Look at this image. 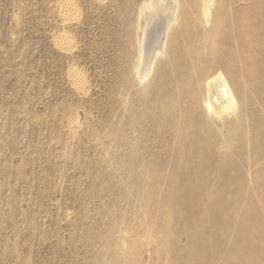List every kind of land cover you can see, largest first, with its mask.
<instances>
[{"label":"rangeland","instance_id":"obj_1","mask_svg":"<svg viewBox=\"0 0 264 264\" xmlns=\"http://www.w3.org/2000/svg\"><path fill=\"white\" fill-rule=\"evenodd\" d=\"M171 1L0 0V264H264V0Z\"/></svg>","mask_w":264,"mask_h":264},{"label":"bare ground","instance_id":"obj_2","mask_svg":"<svg viewBox=\"0 0 264 264\" xmlns=\"http://www.w3.org/2000/svg\"><path fill=\"white\" fill-rule=\"evenodd\" d=\"M175 1V0H173ZM161 2V1H160ZM176 2V1H175ZM69 3V2H68ZM70 4V3H69ZM68 4V5H69ZM211 4H213L212 0H203V6H202V15L205 18V22L208 21V18L210 16V8L212 7ZM164 9L162 10L161 13H153L151 14V19L152 21H154V23L157 21L158 16L164 15L165 16V21L164 23V27L159 25V27L161 26V33L162 30L164 28H168L170 29V27H172L171 25L174 24V22L176 21V19L174 18L176 9L174 8V2L172 3L171 0H166V4L164 5ZM211 6V7H210ZM69 7V6H68ZM71 7V6H70ZM178 7V6H177ZM65 8V7H64ZM63 8V9H64ZM68 9V8H67ZM72 9H69L68 12H70ZM74 10V9H73ZM161 11V10H160ZM65 12V11H63ZM67 12V11H66ZM73 12V11H72ZM71 13V12H70ZM161 14V15H160ZM163 17V16H162ZM161 17V18H162ZM186 17V15H185ZM212 17V16H211ZM203 18V19H204ZM163 20V19H162ZM151 21V20H150ZM149 21V22H150ZM213 21V20H212ZM184 23V22H183ZM147 24V23H146ZM149 24V23H148ZM190 25V24H189ZM186 27H188L187 25H185ZM185 27V28H186ZM191 28V27H190ZM201 28V25H200ZM152 30V29H150ZM158 30V29H157ZM185 30V29H184ZM212 30V29H211ZM164 31V30H163ZM203 31V30H202ZM159 32V33H160ZM187 32V31H186ZM146 33V32H145ZM170 34V33H169ZM188 35V33H186ZM159 35V34H157ZM161 35V34H160ZM166 36V34H165ZM188 37V36H187ZM143 38V37H142ZM148 40V39H147ZM159 37L158 39L154 42V44L151 46L152 50L149 52L152 58V61H155L156 58H158L159 56H162L164 54V44L159 42ZM191 40V39H190ZM142 42V41H141ZM152 42V41H151ZM149 43V42H148ZM169 43V42H168ZM194 43V42H193ZM150 44V43H149ZM144 45V43H143ZM139 46H140V42H139ZM173 47V46H172ZM142 48V47H141ZM148 48V47H147ZM167 50V49H166ZM178 50V49H177ZM149 51V50H148ZM164 51V52H163ZM170 51V50H169ZM148 53V54H149ZM169 55V53H167ZM149 57V56H148ZM150 60V59H148ZM152 63V62H151ZM154 63V62H153ZM153 66V64L151 65V67ZM137 67V66H136ZM141 67V66H140ZM139 68V67H138ZM151 70V69H149ZM138 72V71H137ZM139 73V72H138ZM146 73V72H144ZM149 73V71H148ZM144 77V76H143ZM75 80L79 81L80 79L78 77L75 78ZM204 81V80H203ZM231 82H229V80H227V78L218 71L213 72L211 75H209V77L206 79V81L204 82V86H205V90H206V101L204 103V108L205 111L215 117V118H220L221 116L223 117V115L226 114H230V113H234V111L237 109L238 103L237 100L235 98L234 92H233V88L234 85H232L231 87ZM78 86V85H77Z\"/></svg>","mask_w":264,"mask_h":264}]
</instances>
